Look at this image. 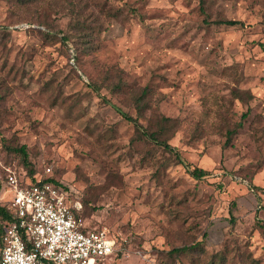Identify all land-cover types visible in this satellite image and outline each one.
I'll return each mask as SVG.
<instances>
[{"label":"rangeland","instance_id":"obj_1","mask_svg":"<svg viewBox=\"0 0 264 264\" xmlns=\"http://www.w3.org/2000/svg\"><path fill=\"white\" fill-rule=\"evenodd\" d=\"M48 165L98 264H264V0H0V202Z\"/></svg>","mask_w":264,"mask_h":264},{"label":"built area","instance_id":"obj_2","mask_svg":"<svg viewBox=\"0 0 264 264\" xmlns=\"http://www.w3.org/2000/svg\"><path fill=\"white\" fill-rule=\"evenodd\" d=\"M7 180L13 219L4 226L0 264H97L115 252L118 238L87 226L81 201L68 202L63 185L23 181L12 169Z\"/></svg>","mask_w":264,"mask_h":264},{"label":"trees","instance_id":"obj_3","mask_svg":"<svg viewBox=\"0 0 264 264\" xmlns=\"http://www.w3.org/2000/svg\"><path fill=\"white\" fill-rule=\"evenodd\" d=\"M217 22H224V23H228V24H238V23H243V21L239 20V19H219L217 20ZM244 116L247 115V112L243 113ZM171 117H166V120H169ZM167 147H171V144L168 143L167 141H162ZM19 149L21 150V152L24 155V160L26 162V164H29L31 161H29V155H28V151L26 150L25 145H22L21 147H19ZM53 172V171H52ZM52 172H48L45 169V173L40 174L39 171H36L34 168H29L28 170H25V173L23 174L22 177H20L23 181L28 180H32V182H37V181H53L56 182L58 184L63 185L65 188L66 186L62 183L63 181L61 179H59L56 175H54ZM192 173L193 175H195L196 177H201L204 174L207 173V169L203 168V167H194L192 169ZM7 186V185H6ZM2 189L1 183H0V190ZM82 203V202H81ZM12 209L9 206V200L6 199L4 202H0V239H1V245H2V233L4 231V226L6 224H8L12 219H13V213H12ZM83 216L86 218L85 214H84V209H83V203H82V212ZM187 248V246H182V247H175L173 250L175 251H181L183 249ZM98 264V263H97Z\"/></svg>","mask_w":264,"mask_h":264}]
</instances>
